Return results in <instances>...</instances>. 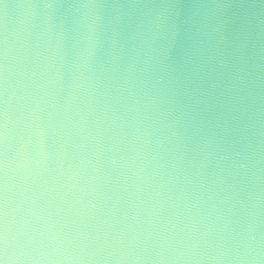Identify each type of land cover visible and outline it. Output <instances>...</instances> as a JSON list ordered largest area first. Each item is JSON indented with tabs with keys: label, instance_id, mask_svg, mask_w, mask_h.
<instances>
[{
	"label": "clouds",
	"instance_id": "1",
	"mask_svg": "<svg viewBox=\"0 0 264 264\" xmlns=\"http://www.w3.org/2000/svg\"><path fill=\"white\" fill-rule=\"evenodd\" d=\"M0 264H264V0H0Z\"/></svg>",
	"mask_w": 264,
	"mask_h": 264
}]
</instances>
